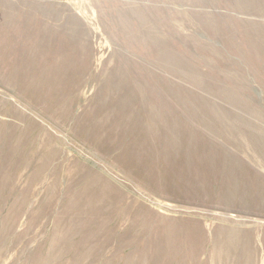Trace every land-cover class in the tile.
I'll use <instances>...</instances> for the list:
<instances>
[{"label": "rangeland", "instance_id": "374dc122", "mask_svg": "<svg viewBox=\"0 0 264 264\" xmlns=\"http://www.w3.org/2000/svg\"><path fill=\"white\" fill-rule=\"evenodd\" d=\"M262 1L0 0V264H264Z\"/></svg>", "mask_w": 264, "mask_h": 264}, {"label": "trees", "instance_id": "16d2710c", "mask_svg": "<svg viewBox=\"0 0 264 264\" xmlns=\"http://www.w3.org/2000/svg\"><path fill=\"white\" fill-rule=\"evenodd\" d=\"M256 5L257 6H259V5L260 6H264V1L259 2V4H257V2L256 3H253V6L254 7H257ZM231 29L232 30H235L234 27H230V25H225L224 23H219L218 25H215L214 26L213 33L216 35L215 37H218L219 38V37H223L225 34H226L225 36H227V33H230L229 31H231ZM227 38H228V36H227ZM191 60H192V58L190 59V61ZM188 62H189V58L187 57L186 58V62L184 61V63L186 64V68H187ZM136 73H135V76H137V77H139V79H141V75L140 74L136 75ZM122 75H124L123 77L126 78V80H128L130 82L133 80L130 77L133 74L130 73V72H128V71L122 72ZM207 80H209V78H207ZM209 83H210V85L213 84L215 88L219 86V83H216V81L211 80V78H210V82Z\"/></svg>", "mask_w": 264, "mask_h": 264}]
</instances>
